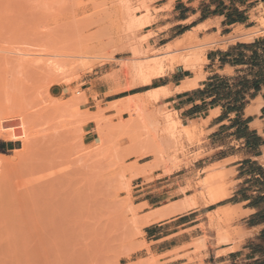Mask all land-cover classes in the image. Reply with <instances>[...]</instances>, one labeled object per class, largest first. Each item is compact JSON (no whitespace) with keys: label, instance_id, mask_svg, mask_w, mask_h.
I'll use <instances>...</instances> for the list:
<instances>
[{"label":"rangeland","instance_id":"obj_1","mask_svg":"<svg viewBox=\"0 0 264 264\" xmlns=\"http://www.w3.org/2000/svg\"><path fill=\"white\" fill-rule=\"evenodd\" d=\"M187 1L210 6L218 0H0V218L5 215L0 219V264H177L185 260L204 264L209 244L227 247L211 259L264 264V231L245 240L243 214L224 206L235 185L225 163L192 175L179 170L203 155L191 152V147L201 144L205 131L181 121L170 104L161 101L169 91H148L158 82L156 77L150 84L139 83L153 60L165 64L164 74L179 68L203 78L209 51L219 42L207 36L212 22L177 41L157 43V32L171 22V12ZM248 1L255 6L250 37H264V0ZM199 31L204 37H199ZM169 57L175 60L174 66ZM182 59L186 62L178 63ZM7 129L15 135L10 138L23 134V139L6 138ZM174 172L170 180L178 183L165 187L164 177ZM56 185L64 190L72 187L76 194L69 193L68 198L74 194L72 202L83 204L80 210L87 207L88 215L81 216L84 210L78 212V204L75 207L68 199L75 207L68 206L75 213L71 212L75 215L72 225H45L60 208V195L66 193H59L60 186L56 192ZM175 187L172 198H183L157 208L169 201L165 191ZM49 190L53 196L60 194L55 204ZM18 192L24 198L34 194L26 200ZM145 192L150 193L140 196ZM215 192L227 196L211 203ZM146 197L154 198L151 205L140 203ZM14 201L22 211L27 208L23 215L9 210ZM65 201L61 207L68 205ZM202 205L211 206L201 212L215 210L207 214L203 231L195 232H204L201 238L169 252L164 250L171 243L153 245V239L171 233L184 218L153 232L151 224ZM45 207L54 212L49 214ZM61 210L57 222L66 217L62 214L66 209ZM187 238L181 234L176 242Z\"/></svg>","mask_w":264,"mask_h":264},{"label":"crops","instance_id":"obj_2","mask_svg":"<svg viewBox=\"0 0 264 264\" xmlns=\"http://www.w3.org/2000/svg\"><path fill=\"white\" fill-rule=\"evenodd\" d=\"M249 2L246 0L242 4L239 0H218L207 6L202 3L194 5V1H187L184 7L178 5V9L174 8L171 22L157 32V43L168 40L162 44L166 45L208 22H212V30L207 31V36L218 39L219 42L215 49L209 51L204 76L195 86L183 88V83L195 77L176 68L156 77L158 82L148 90L166 88L170 93L161 101L166 100L171 109L178 113L181 121L189 126L195 123L205 131L201 144L191 147V152H200L203 155L179 170L192 175L197 170L225 163L224 169L235 185L231 196L226 198L230 201L224 206L236 207L243 214L242 218L246 220L242 226L245 240L264 231V37L254 36L253 40L248 38L250 30L255 27L252 24V11L255 6H249ZM210 11L213 12L209 13ZM163 26L165 25H161ZM198 33L199 37H204L201 31ZM234 83L235 87L231 88ZM230 90L231 96L225 97ZM174 175L176 172L164 177L165 187H174L178 183L174 179L170 180ZM175 191L176 187L171 191L166 190L165 195H170L167 199L169 201L157 208L181 200L183 197L172 198ZM148 193L150 192L140 196ZM153 200V197H146L140 203L151 205ZM209 206L211 205L189 209L181 215L151 224L150 231L153 232L156 228L184 218L171 233L153 239V245L171 243L164 250L169 252L201 238L204 232H195L203 231V226H207V214L215 208L201 211ZM177 227L180 229L176 230ZM181 234L189 235V238L179 244L176 238ZM226 248L223 245L215 247L209 244L203 263L229 264L228 260L211 259L216 252ZM177 264L200 263L185 260Z\"/></svg>","mask_w":264,"mask_h":264},{"label":"bare ground","instance_id":"obj_3","mask_svg":"<svg viewBox=\"0 0 264 264\" xmlns=\"http://www.w3.org/2000/svg\"><path fill=\"white\" fill-rule=\"evenodd\" d=\"M262 27H264V26H262ZM260 28H261V27H260ZM241 32H242V31H241ZM251 33H253V32H251ZM251 33H250V34H251ZM247 34H248V33H247ZM242 35H243V34H242ZM244 35H245V33H244ZM237 36H238V35H237ZM239 36H240V35H239ZM250 36H252V35H250ZM254 36H255V35H254ZM232 37H233V36H232ZM247 37H248V36H247ZM243 38H244V37H243ZM248 38H249V39H252V37H251V38L248 37ZM248 38H247V39H248ZM244 39H245V38H244ZM249 39H248V40H249ZM177 40H178V39H176L175 41H177ZM245 40H246V39H245ZM252 40H253V39H252ZM169 45H170V44H169ZM195 57H198V53H196V56H195ZM169 60H170L169 62L171 63V66H174V65H172V64H175L176 62H175V60L173 59V57H169ZM18 61H19V60H18ZM182 61H183V62H182ZM184 61H185V60L182 59V60L178 61V63H180V64H184V63L186 62V61H185V62H184ZM167 62H168V60H167ZM10 63H11V62H10ZM178 63H177V64H178ZM13 64H14V63H13ZM20 64H21V63H19V65H20ZM13 66H15V65H13ZM17 66H18V65H17ZM15 67H16V66H15ZM166 67H168V66H166ZM191 67H192V66H191ZM27 68H30V67L27 66ZM171 68H172V67H171ZM192 68H193V67H192ZM36 69L39 70L38 68H30L29 70L38 73V71H37ZM166 69H167V68H166ZM12 70H15L14 67H13ZM39 71L41 72V69H40ZM42 72H44V71L42 70ZM42 72H41V73H42ZM164 73H165V64H162L161 62H159V61H155V60L150 61L149 64H148V66H147V70H146L145 74L140 78L139 83L142 84V85L150 84V83L152 82V80H153L154 77H160V76H163ZM25 76H26V75H25ZM6 77H7V76H6ZM16 77H17V76H16ZM45 78H46V77H45ZM12 79H13V78H12ZM12 79H11V80H12ZM7 80H8V79H7ZM46 80H47V79H46ZM198 80H199L198 77H195L194 79L191 78V79L188 80L186 83H183V86H182V87H183V88H186V87H193V86H195V85L197 84V81H198ZM3 81H4V80H3ZM28 81H29V80H28ZM8 82H9V81H8ZM10 82H11V81H10ZM14 82H15V80H14ZM16 82H17V81H16ZM20 82H21V81H20ZM20 82H19V83H20ZM23 83H25V80H24ZM33 83H34V82H33ZM0 84H1V83H0ZM7 84H8V83H7ZM11 84H12V83H11ZM8 85H9V84H8ZM15 85H16V84H15ZM20 85H21V84H20ZM136 85H137V83H136ZM0 86H1V85H0ZM13 86H14V84H13ZM26 86H27V85H26ZM5 87H6V86H5ZM8 87H9V86H8ZM14 87H15V86H14ZM22 87H23V85H22ZM22 87H19V86H18L17 88H22ZM6 88H7V87H6ZM6 88H5V89H6ZM127 88H129V87H127ZM2 89H3V87H2ZM2 89L0 88V91H1ZM159 89H166V88L163 87V88H159ZM13 90H14V89H13ZM17 90H18V89H16V91H17ZM24 90H25V89H24ZM154 90H155V89H153V90H151V91H154ZM9 91H10V90H9ZM14 91H15V90H14ZM16 91H15V92H16ZM19 91H20V90H19ZM19 91H18V93H19ZM3 92H5V90H4ZM35 92H36V91H35ZM1 93H2V91L0 92V95H1ZM7 93H9V92H7ZM20 93H21V92H20ZM22 94H23V93H22ZM35 94H36V93H35ZM8 95H9V96H7V95H5V96H7V98H8V97H10V94H8ZM1 96H2V95H1ZM36 96L38 97V95H36ZM44 98H45V97H44ZM8 99H9L8 101H10L11 97L8 98ZM23 99H24V98H23ZM34 99H35V98H34ZM25 100H26V99H25ZM25 100H24V101H25ZM42 100H43V99H42ZM4 101H5V100H4ZM20 101H21V100H20ZM2 102H3V101H2ZM5 102H6V101H5ZM11 102H12V100H11ZM27 102H28V101H27ZM7 103H9V102H7ZM13 103H15V102H13ZM0 104H2V103H0ZM24 104H26V103H24ZM3 105H4V103H3ZM5 105H6V104H5ZM5 105H4V106H5ZM9 105H11V104L9 103ZM9 105H7V106H9ZM0 107H1V106H0ZM9 108H10V107H9ZM30 108H31V107H30ZM4 109H5V107H4ZM19 109H20V108H19ZM22 109H23V108H22ZM10 110L13 111L12 109H10ZM14 110H15V109H14ZM1 111H3V110H1ZM6 111H7V110H6ZM16 111H17V110H16ZM20 111H21V110H20ZM4 112H5V111H4ZM7 112H9V111H7ZM7 112H6V113H7ZM13 112H15V111H13ZM23 112H24V111H23ZM26 112H27V111H26ZM18 113H19V112H18ZM1 114H2V113H1ZM1 114H0V115H1ZM16 114H17V112H16ZM27 114H28V113H27ZM27 114H26V115H27ZM31 114H32V113H31ZM4 115L6 116V114H4ZM7 115H8V114H7ZM11 115H12V114H11ZM13 115H14V113H13ZM19 115H20V114H19ZM15 116H16V115H15ZM8 117H9V116H8ZM7 120H8V119H7ZM26 120H28V119H26ZM7 124H8V123H7ZM4 126H5V125H4ZM1 127H2V126H1ZM16 127H17V126H16ZM24 127H25V126H24ZM23 129H24V128H23ZM0 130H1V129H0ZM8 130H10L11 133H12V130H11V129H7V133H8ZM4 132H5V130H4ZM24 132H25V131H24ZM27 132H28V131H27ZM7 133H6V134H7ZM11 133H8V135H7L6 138H8V136H9V138H10V136L12 135ZM16 133H17V132H16ZM3 134H4V133H3ZM9 134H10V135H9ZM0 135H1V134H0ZM24 135H25V134H24ZM2 136H3V135H2ZM12 136H13V135H12ZM16 136H18V134H17ZM21 136H23V134H22ZM21 136H20V135L18 136L19 139L21 138ZM4 137H5V135H4ZM13 137H15V135H14ZM13 137L10 138V139L15 140V139L18 138V137H16V138L13 139ZM23 137H24V136H23ZM59 137H60V136H59ZM9 138H8V139H9ZM21 139H23V138H21ZM29 139H30V138H29ZM29 139H28V141H29ZM57 140H58V139H57ZM24 141H25V140H24ZM29 142H30V141H29ZM25 143H26V142H25ZM30 143H31V142H30ZM26 145H27V143H26ZM37 146H38V145H37ZM37 148H38V147H37ZM27 151H28V150H27ZM36 152H38V151H36ZM36 154H37V153H36ZM19 155H20V154H19ZM19 155H18V156H19ZM22 155H23V154H22ZM32 155H33V154H32ZM39 155H40V154H39ZM46 155H47V154H46ZM30 156H31V154H30ZM43 156H45V155H43ZM48 156H49V155H48ZM20 157H21V156H20ZM22 157H23V156H22ZM34 157H35V156H34ZM62 157H63V156H62ZM30 158H31V157H30ZM55 158H57V156H56ZM60 158H61V157H60ZM6 160H7V159H6ZM45 160H46V159H45ZM45 160H43V164H48V163H45V162H47V161H45ZM9 161L11 162V160H9ZM27 161H28V159H27ZM31 161H32V160H31ZM51 161H53V160L51 159ZM6 163H7V162H6ZM28 163H29V162H28ZM4 164H5V163H4ZM22 164H23V163H22ZM22 164H21V165H22ZM0 165H1V164H0ZM13 165H14V164H13ZM29 165H30V164H29ZM31 165H32V164H31ZM23 166H25V165H23ZM33 166H34V165H33ZM35 166H37V165H35ZM44 166H45V165H44ZM44 166H43V167H44ZM43 167H42V168H43ZM45 167H46V166H45ZM25 168H26V167H25ZM40 168H41V167H40ZM46 168H47V167H46ZM15 170H16V169H15ZM19 170L21 171V169H19ZM40 170H42V169H40ZM34 171H35V170H34ZM36 171H37V170H36ZM17 172H18V171H17ZM22 173H23V172H22ZM56 173H57V172H56ZM56 173H55V174H56ZM72 173H73V172H72ZM17 174H18V173H17ZM33 174H34V173H33ZM52 174H54V173H52ZM73 174H74V173H73ZM65 175H66V174H65ZM68 175H69V174H68ZM75 175H76V174H74V176H75ZM23 176H24V175H23ZM27 176H28V175H27ZM56 176H57V175H56ZM81 176H82V175H81ZM85 176H86V175H85ZM43 177H44V176H43ZM45 177H46V176H45ZM5 178H6V177H5ZM80 178H81V177H80ZM7 179H9V178H7ZM11 179H12V178H11ZM52 179H53V178H52ZM58 179H59V177H58ZM34 180H36V179L33 178V181H34ZM37 180H38V179H37ZM47 180H48V179H47ZM50 180H51V179H50ZM54 180H55V179H54ZM54 180H53V181H54ZM51 181H52V180H51ZM78 181H79V180H78ZM12 182H13V181H12ZM16 182H17V181H16ZM27 183H29V182H27ZM32 183L35 184V182H32ZM44 183H45V180H44ZM44 183H43V184H44ZM51 183L53 184V182H51ZM41 184H42V183H41ZM41 184H39V185H41ZM78 184H79V183H78ZM80 184H82V182H80ZM80 184H79V185H80ZM12 185H13V184H12ZM21 185H22V184H21ZM45 185H47V184L45 183ZM69 185H70V184H68V187H69ZM13 186H14V185H13ZM18 186H19V185H18ZM23 186H24V185H23ZM29 186H30V185H29ZM29 186H28V187H29ZM42 186H43V185H41V187H42ZM59 186H60V185H59ZM59 186L56 185V187H54V189H56V192L58 191L57 187L59 188ZM77 186H78V185H77ZM21 187H22V186H21ZM25 187H26V186H25ZM35 187H36V186H35ZM37 187H38V186H37ZM81 187H83V186H81ZM84 187H88V186L85 185ZM11 188H12V187H11ZM39 188H40V187H39ZM51 188H52V187H51ZM51 188H50V189H51ZM3 189H4V188H3ZM48 189H49V188H48ZM48 189H45V190H48ZM54 189H53V192H55ZM66 189H67V187L65 188V190H66ZM71 189H72V187H70L69 190H66V193H65L66 195H65V194H62V191H63L64 189H61V186H60V191H59V193L61 192L60 194H62V195H60L59 193L56 194V195H60V196H63V197L65 196L64 199L67 197V202H66L65 200H63V197H61L62 199H61V198L58 199L59 196H58V197H57L56 195L53 196V195H52L53 192L51 193V190H49V191H50L49 194H51V195L53 196V198H54V200H53V201H54V204H55V201H56V200H55L56 197H57L56 199H58V202H57L58 205H59V204L64 205V204H65L64 201L66 202V204H68V202H70L69 200H71V199L75 200V197H74L75 195H74V194H76V192H73V190H72V192H71ZM79 189H80V188H79ZM214 189H215V188H214ZM19 190H20V189H19ZM37 190H38V189H37ZM42 190H43V189H42ZM65 190H64V191H65ZM82 190H84V189L82 188ZM86 190H88V189H86ZM4 191H5V190H4ZM11 191H12V190H11ZM13 191H14V190H13ZM24 191H25V190H24ZM67 191H69V192L67 193ZM75 191H76V190H75ZM215 191H216V190H215ZM22 192H23V191H22ZM37 192H38V191H37ZM47 192H48V191H47ZM217 192H218V191H217ZM39 193H40V192H39ZM63 193H64V192H63ZM69 193H70V194H71V193H74V194H72V197H71L70 199L68 198V196L70 197V194H69ZM207 193H208V192H207ZM9 194H10V193H9ZM18 194L20 195L19 192H18ZM18 194H17V195H18ZM27 194L30 195V194H34V193H30V192H29V193H27ZM49 194H48V196H49ZM53 194H55V193H53ZM67 194H68V195H67ZM12 195H13V194H12ZM15 195H16V194L14 193V197H15ZM29 195H26V194H25V197H26V198L23 197L24 194H23V195H20V196L22 197V199L24 198V199L27 200L28 197L31 196V195H30V196H29ZM39 196H40V195H39ZM208 196H209V194H208ZM226 196H227V193H222V195H220L219 193H216V192H215V193H213V194L211 195L210 202H211V203H216L217 201H219V200L222 199V198H225ZM9 197H11V196H9ZM17 197H18V196H17ZM42 197H43V196H42ZM49 197H50V196H49ZM83 197H84V196H83ZM83 197H82V198H83ZM209 197H210V196H209ZM15 198H16V197H15ZM36 198H38V197L36 196ZM50 198H51V197H50ZM10 199H12V197H11ZM13 199H14V198H13ZM20 199H21V198H20ZM31 199H32V198H31ZM47 199H48V198H47ZM51 199H52V198H51ZM51 199H50V200H51ZM68 199H69V200H68ZM45 200H46V199H45ZM59 200H60V201H59ZM61 200H63V201H62L63 203H60ZM30 201H31V200H30ZM37 201H38V199H37ZM42 201H43V200H42ZM51 201H52V200H51ZM17 202H18V201H16V202L14 201L15 205H12V207L14 206L13 209L11 208V206H10V207L8 206L9 208H11V209H9V210H10V211H16V212L18 211V212H20V214H21V212H22L21 215H23V212H24L27 208L24 207L25 210L22 211L23 209L20 207V206H21L20 203L18 202L19 204H16ZM21 202H22V201H21ZM26 202H28V201H26ZM48 202H49V205H50V206H51V204H53L52 202L50 203V201H48ZM76 202H77V201H76ZM39 203H41V202H39ZM70 203H74V204H72V205H74L75 207H76V205L78 204V206L76 207L77 210H78V212L80 211V213H81V211L84 210V209L80 210V208L78 209V207H79L80 205L83 206V204L78 203V202H77V204H75V201L72 202V200H71ZM23 204H25L24 201H23ZM42 204H43V203H42ZM16 205H19V206L16 207ZM25 205H26V204H25ZM44 205H45V204H44ZM61 205L59 206L60 208H62L61 212H62L63 210H65V209L68 211V210H69V207H68V206L75 208L74 206H71L70 204L66 205L67 207L64 206L65 208H64V207H61ZM31 206H32V205H31ZM50 206H49V207H50ZM54 206H56V205H53V207H54ZM82 206H80V207H82ZM18 207H19V208H18ZM27 207H28V206H27ZM28 208H29V207H28ZM45 208L47 209V207H45ZM45 208H44V209H45ZM50 208H51V207H50ZM60 208L58 209L57 206L54 207V210H57V209H58L59 211L57 210L58 214H57V212L55 211V215H50L51 219H49L48 217H45V219L48 218V219L45 220V222H44L45 225L48 224V227H53V225L58 227V225L63 226V224H64L65 222H66V224H64V225L71 224L72 221L74 222L73 219H74V216H75V215H74L73 217H72V215L75 214V213H73V211H72L73 209L71 210V212H72L73 214H71L70 210H69L68 212H66V210H65V212H62V214L64 213V214H63V215H64L63 217L66 216V217L64 218V219H66V220L64 221V219L61 218V221L63 220V222H61V221H60V222H57L58 220H60V219H59V218H60V217H59ZM63 208H64V209H63ZM86 208H87V207H86ZM86 208H85L84 211H82V213H84V214H82L81 216H83V215L86 216V215H85V213L87 212V209H86ZM3 209H8V208H3ZM19 209H20V210H19ZM51 209L53 210V208H51ZM51 209H50V210H51ZM50 210L48 211V209H47L46 211H48L49 214H50V212H54V211H52V210L50 211ZM1 211H2V210H1ZM29 211H30V210H29ZM29 211H28V212H29ZM44 211H45V210H44ZM18 212H17V213H18ZM2 213H4V212H2ZM8 213H9V212H8ZM24 213H25V212H24ZM48 213H47V214H48ZM65 213H66V214H65ZM18 214H19V213H18ZM20 214H19V215H20ZM45 214H46V213H45ZM45 214H44V215H45ZM49 214H48V215H49ZM51 214H53V213H51ZM56 214H57L58 219H57V217H56ZM67 214H69V215H67ZM86 214H87V213H86ZM2 215H3V214H2ZM6 215H7V213H6ZM44 215H43V213H42L43 218H44ZM70 215H71L72 218L70 217ZM87 215H88V214H87ZM3 216H5V215H3ZM3 216H2V217H3ZM54 216H55V217H54ZM67 216H69V219H70V218H71V219H70V220H69V219L67 220ZM2 217H1V218H2ZM52 217H53V218H52ZM1 218H0V219H1ZM55 218H56V220L54 221ZM75 218H76V217H75ZM80 218H81V217H80ZM52 219H53V220H52ZM83 219H84V217H83ZM2 220H3V219H2ZM84 220H85V219H84ZM49 221H50V222H49ZM53 221H54V222H53ZM68 221H69L70 223H69ZM24 222H25V221H24ZM46 222H48V223L46 224ZM67 222H68V223H67ZM1 223H2V222H1ZM32 223H33V222H32ZM50 223H51L52 226L50 225ZM52 223H53V224H52ZM54 223H55V224H54ZM58 223H59V224H58ZM62 223H63V224H62ZM75 223H76V222H75ZM57 224H58V225H57ZM84 224H85V223H84ZM2 225H3V224H2ZM10 225H11V224H10ZM14 225H15V224H14ZM24 225H25V224H24ZM29 225H31V224H29ZM71 225H72V224H71ZM81 225H83V224H81ZM77 226H78V225H77ZM4 227H5V226H4ZM6 227H7V226H6ZM46 227H47V226H46ZM59 227H60V226H59ZM70 227H71V226H70ZM53 228H54V227H53ZM72 228H73V227H72Z\"/></svg>","mask_w":264,"mask_h":264}]
</instances>
